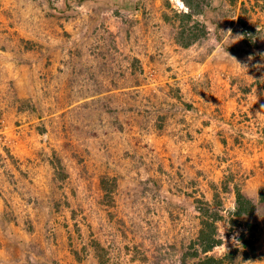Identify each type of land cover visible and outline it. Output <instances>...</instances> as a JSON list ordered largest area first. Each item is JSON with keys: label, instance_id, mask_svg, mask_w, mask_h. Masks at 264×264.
I'll use <instances>...</instances> for the list:
<instances>
[{"label": "rangeland", "instance_id": "rangeland-1", "mask_svg": "<svg viewBox=\"0 0 264 264\" xmlns=\"http://www.w3.org/2000/svg\"><path fill=\"white\" fill-rule=\"evenodd\" d=\"M262 195L264 0H0V264H264Z\"/></svg>", "mask_w": 264, "mask_h": 264}, {"label": "trees", "instance_id": "trees-1", "mask_svg": "<svg viewBox=\"0 0 264 264\" xmlns=\"http://www.w3.org/2000/svg\"><path fill=\"white\" fill-rule=\"evenodd\" d=\"M186 32V31H185ZM184 32V35L189 38V42L182 43L184 47H188L190 45V37L194 36V34H188ZM183 37V36H182ZM197 37V36H196ZM261 201H264V197L260 198ZM238 209L237 214L239 216L244 215L245 213H253L255 212V205L248 200L241 192L237 193V200H236ZM252 216V213L249 214L248 217ZM245 227L248 231V236L246 237L245 246L253 245L260 239V234L256 231H260V224H252L247 223L245 224ZM218 230L215 225V223H211V225H208L206 223L203 224V229L201 230L200 236L198 238L197 244L199 245L201 251L195 253V257H199V254L202 253L204 255L203 258H199V261L196 264H224V261L228 258H232L234 256V252H229L224 257L218 258L215 256L208 255L211 251L214 250V248L219 247L222 244V241L218 239Z\"/></svg>", "mask_w": 264, "mask_h": 264}, {"label": "clouds", "instance_id": "clouds-1", "mask_svg": "<svg viewBox=\"0 0 264 264\" xmlns=\"http://www.w3.org/2000/svg\"><path fill=\"white\" fill-rule=\"evenodd\" d=\"M231 30H229V32H230Z\"/></svg>", "mask_w": 264, "mask_h": 264}]
</instances>
